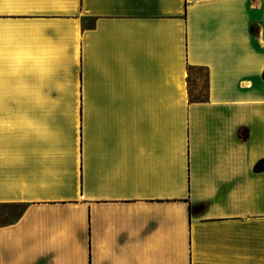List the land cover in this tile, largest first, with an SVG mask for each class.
I'll return each mask as SVG.
<instances>
[{"label": "crops", "instance_id": "crops-1", "mask_svg": "<svg viewBox=\"0 0 264 264\" xmlns=\"http://www.w3.org/2000/svg\"><path fill=\"white\" fill-rule=\"evenodd\" d=\"M0 25L65 40L74 85L58 174L0 171L30 178L0 186V264H264V0H0Z\"/></svg>", "mask_w": 264, "mask_h": 264}, {"label": "clouds", "instance_id": "clouds-1", "mask_svg": "<svg viewBox=\"0 0 264 264\" xmlns=\"http://www.w3.org/2000/svg\"><path fill=\"white\" fill-rule=\"evenodd\" d=\"M70 77L65 40L44 29L0 25V171L36 165L37 183L58 174L67 153L55 120L68 107ZM29 183L23 175L0 177V186Z\"/></svg>", "mask_w": 264, "mask_h": 264}, {"label": "rangeland", "instance_id": "rangeland-1", "mask_svg": "<svg viewBox=\"0 0 264 264\" xmlns=\"http://www.w3.org/2000/svg\"><path fill=\"white\" fill-rule=\"evenodd\" d=\"M197 72V71H196ZM198 74H204L203 71H198ZM190 97L192 99H201L205 97V84L202 82L192 83V86L190 88ZM23 209L22 205L16 204L7 206L4 209V213L6 215L3 216L4 221H11L18 217V215L21 213Z\"/></svg>", "mask_w": 264, "mask_h": 264}, {"label": "trees", "instance_id": "trees-1", "mask_svg": "<svg viewBox=\"0 0 264 264\" xmlns=\"http://www.w3.org/2000/svg\"><path fill=\"white\" fill-rule=\"evenodd\" d=\"M205 98V97H204ZM204 98H201V99H204ZM264 167V159L262 160H259L256 165L254 166L255 169H260ZM205 204L204 203H197V204H194V205H191L190 206V213H193V212H200L202 211L204 208H205Z\"/></svg>", "mask_w": 264, "mask_h": 264}]
</instances>
